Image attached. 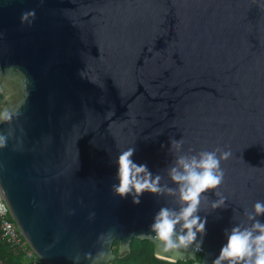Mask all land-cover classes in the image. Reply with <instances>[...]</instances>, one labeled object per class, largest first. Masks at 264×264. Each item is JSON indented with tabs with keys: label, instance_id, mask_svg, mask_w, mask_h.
<instances>
[{
	"label": "water",
	"instance_id": "obj_1",
	"mask_svg": "<svg viewBox=\"0 0 264 264\" xmlns=\"http://www.w3.org/2000/svg\"><path fill=\"white\" fill-rule=\"evenodd\" d=\"M260 0H0V82L19 99L0 120V191L9 212L48 264H100L147 238L161 207L178 196L114 195L116 158L129 147L161 184L175 155L230 150L217 191L199 215V250L171 261L212 264L225 230L249 226L264 201V7ZM35 10L29 25L21 13ZM31 19V17H29ZM170 138L183 139L180 152ZM203 200V198H202ZM95 213L89 218L90 213ZM264 223V215L258 217ZM103 233L102 240L98 236ZM154 235V233H153ZM199 239V235H198ZM198 253L202 259L197 260Z\"/></svg>",
	"mask_w": 264,
	"mask_h": 264
},
{
	"label": "clouds",
	"instance_id": "obj_2",
	"mask_svg": "<svg viewBox=\"0 0 264 264\" xmlns=\"http://www.w3.org/2000/svg\"><path fill=\"white\" fill-rule=\"evenodd\" d=\"M258 7H264V0H260ZM31 17V19H29ZM35 19V10L21 13V22L27 21L29 25ZM12 116L5 110L0 113V120H11ZM183 139L170 138V151L174 154L183 148ZM6 147V136L0 134V148ZM135 153L134 147H129L119 153L116 158L118 183L111 186L114 195L121 198L132 197L134 204H139L144 193L157 196H178L179 207H161L154 216L150 225V233L145 236L153 241L159 249V254L174 253L180 256L192 245L199 250L203 244L206 230V217L198 213L202 202L206 201L207 194L213 192L218 199L211 203L212 210L226 207V197L217 191L224 182L225 172L221 167L232 155L230 150L216 148L211 151L201 150L194 152L188 149L186 154L175 155L173 166L168 169V176L176 188L161 184L162 177L153 174L146 164H137L132 160ZM203 198V200H202ZM264 215V201H256L252 211L247 213V219L252 221L249 226L234 225L230 232L226 229L227 237L212 264H264V223L258 217ZM95 213H90L93 218ZM154 233V235H153ZM199 235V239H198ZM104 234L98 236L102 240ZM106 253L101 250L95 256L85 253V259L91 264H100L106 258ZM74 259L78 262L80 256Z\"/></svg>",
	"mask_w": 264,
	"mask_h": 264
},
{
	"label": "trees",
	"instance_id": "obj_3",
	"mask_svg": "<svg viewBox=\"0 0 264 264\" xmlns=\"http://www.w3.org/2000/svg\"><path fill=\"white\" fill-rule=\"evenodd\" d=\"M4 92L0 88V105L3 103ZM120 241L115 240L113 246V253L117 256L106 264H192L194 260L171 261L160 258L155 254V243L148 238L135 237L130 242V248L127 251L119 253ZM203 254L198 253L197 260L202 259ZM41 264H48L39 256ZM0 260L4 264H31L27 258L25 251L19 248H13L6 241L0 242Z\"/></svg>",
	"mask_w": 264,
	"mask_h": 264
},
{
	"label": "built area",
	"instance_id": "obj_4",
	"mask_svg": "<svg viewBox=\"0 0 264 264\" xmlns=\"http://www.w3.org/2000/svg\"><path fill=\"white\" fill-rule=\"evenodd\" d=\"M8 214H10L9 209L0 191V242L6 241L12 247L24 250L31 264H41L36 257L39 255L21 232L12 216L11 218L7 217ZM0 264H4L2 260H0Z\"/></svg>",
	"mask_w": 264,
	"mask_h": 264
},
{
	"label": "rangeland",
	"instance_id": "obj_5",
	"mask_svg": "<svg viewBox=\"0 0 264 264\" xmlns=\"http://www.w3.org/2000/svg\"><path fill=\"white\" fill-rule=\"evenodd\" d=\"M0 88L4 92L3 103L0 105V113H2L19 99L20 91L16 88V85L7 82H0ZM7 217L11 218V215L8 214Z\"/></svg>",
	"mask_w": 264,
	"mask_h": 264
},
{
	"label": "crops",
	"instance_id": "obj_6",
	"mask_svg": "<svg viewBox=\"0 0 264 264\" xmlns=\"http://www.w3.org/2000/svg\"><path fill=\"white\" fill-rule=\"evenodd\" d=\"M8 243V242H7ZM9 244V243H8ZM14 248V247H13ZM3 262V261H2ZM4 263V262H3Z\"/></svg>",
	"mask_w": 264,
	"mask_h": 264
}]
</instances>
